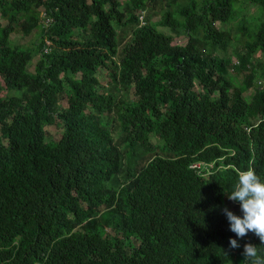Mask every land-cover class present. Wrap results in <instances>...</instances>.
<instances>
[{
  "label": "trees",
  "instance_id": "16d2710c",
  "mask_svg": "<svg viewBox=\"0 0 264 264\" xmlns=\"http://www.w3.org/2000/svg\"><path fill=\"white\" fill-rule=\"evenodd\" d=\"M262 78L264 0H0V264L264 254L222 211L240 171L264 180Z\"/></svg>",
  "mask_w": 264,
  "mask_h": 264
},
{
  "label": "clouds",
  "instance_id": "9594fccd",
  "mask_svg": "<svg viewBox=\"0 0 264 264\" xmlns=\"http://www.w3.org/2000/svg\"><path fill=\"white\" fill-rule=\"evenodd\" d=\"M226 195L228 199L240 203L243 213L242 216L237 215L227 206L222 209L229 222L230 231L241 239L252 232L259 237L261 246H264V180L252 168L240 171L233 190ZM230 247L235 249L241 245L237 239L230 238ZM242 255L248 264H264V254L251 242L244 244Z\"/></svg>",
  "mask_w": 264,
  "mask_h": 264
},
{
  "label": "rangeland",
  "instance_id": "374dc122",
  "mask_svg": "<svg viewBox=\"0 0 264 264\" xmlns=\"http://www.w3.org/2000/svg\"><path fill=\"white\" fill-rule=\"evenodd\" d=\"M245 11L249 14H255L257 13V5L252 3V2H246L245 3ZM218 25H220V23H218ZM41 32H42V29L41 27L35 29L30 36H28L27 38H22V35L21 33H16L13 35V38L15 40L16 43H18L21 47H27V46H33L36 47V44L39 40H40V36H41ZM176 42H179V43H186L187 42V39L186 38H178ZM232 52V48L230 49L229 53ZM38 60V56H36L34 58V62H36ZM29 70L32 71L34 70V67L33 66H29ZM233 74H235L236 76H238V78L240 79V81H242V79L244 78V74L242 72H238L236 70H232ZM104 77V76H102ZM1 80V79H0ZM102 80V83L104 84H107V81L105 79H101ZM2 81V80H1ZM250 91L252 90H249L247 91L246 93H250ZM14 93L16 94H19L20 91H13ZM47 130H48V141L49 142H52L54 143V141H57L58 138L60 137V135L63 133V129L61 127H56V126H48L47 127ZM132 239L133 240H137V238L135 236H132ZM138 241V240H137Z\"/></svg>",
  "mask_w": 264,
  "mask_h": 264
},
{
  "label": "built area",
  "instance_id": "2783aa9c",
  "mask_svg": "<svg viewBox=\"0 0 264 264\" xmlns=\"http://www.w3.org/2000/svg\"><path fill=\"white\" fill-rule=\"evenodd\" d=\"M48 43H49V42H48ZM46 50H48V48H47ZM257 83H258V85H259L260 87L264 88V78L259 79V80L257 81ZM194 166H199V164H196V165H194Z\"/></svg>",
  "mask_w": 264,
  "mask_h": 264
}]
</instances>
